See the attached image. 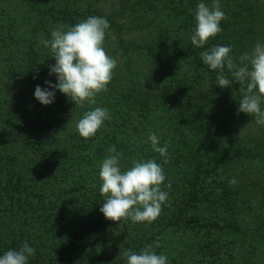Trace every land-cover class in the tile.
I'll return each instance as SVG.
<instances>
[{
	"label": "rangeland",
	"instance_id": "obj_1",
	"mask_svg": "<svg viewBox=\"0 0 264 264\" xmlns=\"http://www.w3.org/2000/svg\"><path fill=\"white\" fill-rule=\"evenodd\" d=\"M201 2L212 4V0H0V27L18 38L27 53L22 66L7 71L8 77L0 71L1 81H12L14 72H31L28 66L36 61L54 65L53 54L40 41L51 39L58 26L66 31L85 20L52 17L51 6L75 10L92 3L112 11L122 4L129 9L127 18L120 17L128 25L127 38L151 44V50L124 54L109 29L104 48L118 62L109 84L112 90L122 101L139 103L148 117L163 124L168 162L155 154L165 172L161 187L169 194L168 202L151 224L131 220L119 224L94 209L86 231L67 236L70 257L57 264H127L124 250L139 253L147 245L166 255L168 264H217L219 259L223 264H264V125L245 113L237 114L239 89L219 87L218 73L200 57L208 49L191 43L194 14ZM220 5L226 19L221 21L222 32L209 42L224 34L221 46H231V55L239 63L241 55L264 43V0H220ZM163 37L174 46L193 47L202 63H196L194 56L161 48L156 42ZM225 74L231 78L227 70ZM200 174L206 175L208 183L215 176L210 187L218 195L190 204L192 183ZM233 178L238 181L235 185L229 183ZM197 222L217 223L221 229L201 228ZM216 238L218 246L231 247L222 258L208 254L212 244L201 249L206 240Z\"/></svg>",
	"mask_w": 264,
	"mask_h": 264
},
{
	"label": "trees",
	"instance_id": "obj_2",
	"mask_svg": "<svg viewBox=\"0 0 264 264\" xmlns=\"http://www.w3.org/2000/svg\"><path fill=\"white\" fill-rule=\"evenodd\" d=\"M87 5L75 10L51 6L49 10L52 17L70 21L89 16L106 18L124 54L151 50L149 42L133 36L127 38L128 25L120 22V17L127 18L128 8L121 4L118 10L104 11L92 3ZM224 37V34L217 37L205 47L221 45ZM157 41L161 48L175 50L186 57L194 56V61L200 63L193 47L174 46L164 37ZM22 44L0 27V71L5 70L7 77V71L22 66L27 57ZM30 54L35 61L36 54L33 51ZM36 62L28 66L31 72H14L12 81L0 80V255L10 249L19 250L26 240L35 249L29 264H57L62 257H70L65 247L67 236L86 231L90 218L95 215L93 210L97 212L104 203L99 191L102 183L99 170L103 159L114 155L108 150L114 146L122 154L120 166L124 171L132 166L133 160H160L148 141L150 133L159 137L160 147L166 140L161 132L163 124L148 117L139 103L120 100L109 85L107 92L96 97L95 105L76 106L55 89H50L55 91L54 103L42 105L35 98L36 87L48 88L45 81L53 84L58 81L55 75H49L50 63ZM234 85L239 89L240 85ZM95 107L107 108L112 118L105 121L94 137L85 140L76 125L84 112ZM217 169L218 165L212 171ZM205 177L200 174L192 183L190 204L218 195L210 187L215 176L212 175L210 184ZM197 226L221 229L217 223L197 222ZM219 243L217 238L208 239L201 249L212 244L207 248L208 254L222 258L231 247L226 250ZM218 262L223 264L220 259Z\"/></svg>",
	"mask_w": 264,
	"mask_h": 264
},
{
	"label": "clouds",
	"instance_id": "obj_3",
	"mask_svg": "<svg viewBox=\"0 0 264 264\" xmlns=\"http://www.w3.org/2000/svg\"><path fill=\"white\" fill-rule=\"evenodd\" d=\"M195 28L191 43L196 48H204L212 38L222 32L221 21L226 14L221 10L220 0H212L209 6L204 2L195 10ZM110 24L104 17L89 16L65 31L59 26L51 31V39H42L41 44L50 49L55 59L49 65V75H55L57 83L45 81L48 88L37 86L35 98L45 106L55 100V89L67 96L76 106L95 105L96 97L108 91V85L114 77L118 62L108 55L104 41ZM231 46L215 45L200 53L201 60L211 70L218 73L217 82L221 88L240 85L238 113L253 117L258 125H264V43H257L251 52L239 57V63L231 55ZM225 70L231 78L225 74ZM107 108L95 107L84 112L77 122L76 130L85 140L94 137L111 120ZM148 141L154 152L168 162V144L160 147V139L150 133ZM147 142V141H146ZM101 163L99 178L100 194L104 203L100 208L104 217L119 224L131 220L133 223L154 222L168 202V192L162 190L166 180L163 167L155 159L133 160L132 166L122 171L120 153L110 148ZM229 183L235 185L233 178ZM169 189L171 184L166 185ZM118 234V233H117ZM159 247V245H156ZM121 254V252H120ZM35 255V249L25 240L19 250H8L0 255V264H29V258ZM127 264H168L164 254H157L153 245H147L139 253L132 249L124 250Z\"/></svg>",
	"mask_w": 264,
	"mask_h": 264
}]
</instances>
